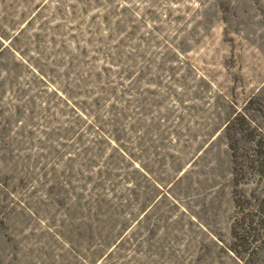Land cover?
<instances>
[{"label": "rangeland", "instance_id": "rangeland-1", "mask_svg": "<svg viewBox=\"0 0 264 264\" xmlns=\"http://www.w3.org/2000/svg\"><path fill=\"white\" fill-rule=\"evenodd\" d=\"M0 264H264V0H0Z\"/></svg>", "mask_w": 264, "mask_h": 264}]
</instances>
